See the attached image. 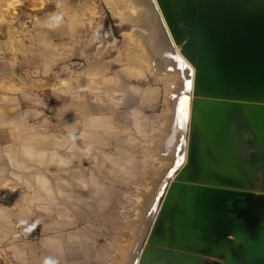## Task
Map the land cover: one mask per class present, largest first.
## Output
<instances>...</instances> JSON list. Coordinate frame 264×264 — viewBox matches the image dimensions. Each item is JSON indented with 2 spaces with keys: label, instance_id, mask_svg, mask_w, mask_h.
<instances>
[{
  "label": "water",
  "instance_id": "water-1",
  "mask_svg": "<svg viewBox=\"0 0 264 264\" xmlns=\"http://www.w3.org/2000/svg\"><path fill=\"white\" fill-rule=\"evenodd\" d=\"M152 1L185 119L131 264H264V0Z\"/></svg>",
  "mask_w": 264,
  "mask_h": 264
},
{
  "label": "crops",
  "instance_id": "crops-1",
  "mask_svg": "<svg viewBox=\"0 0 264 264\" xmlns=\"http://www.w3.org/2000/svg\"><path fill=\"white\" fill-rule=\"evenodd\" d=\"M20 47L21 52L15 53L9 40L0 41V264H44L48 258L57 264L101 263L108 257L95 245L100 234L95 215L104 206L103 198H109L112 178L106 183L104 173L82 166L93 162L89 150H84L88 157L80 162L73 158L74 134L87 148L114 144L119 155L115 169L120 175L113 182H126L132 169L127 159L129 133L139 127L137 108H123L131 107L137 98L148 105L154 89L148 87L140 93L139 88L131 87L121 91L128 82H142L143 57L135 53L127 61L128 71H114L117 78L109 76L116 62L103 61L101 65L94 61L74 69L75 107L68 87L71 90L64 97L65 108L54 104L56 125L48 123L40 107L24 104L27 82L16 72L30 62V49L25 41ZM163 117L164 128L157 144L160 164L147 172L152 179L162 167L158 154L169 125L166 108ZM85 217L86 228L62 231L64 221L77 223ZM26 233H33V237H26Z\"/></svg>",
  "mask_w": 264,
  "mask_h": 264
},
{
  "label": "rangeland",
  "instance_id": "rangeland-1",
  "mask_svg": "<svg viewBox=\"0 0 264 264\" xmlns=\"http://www.w3.org/2000/svg\"><path fill=\"white\" fill-rule=\"evenodd\" d=\"M134 5V0H0V41L9 40L10 49L13 48L15 53L21 52L23 41L30 49V62L23 70L19 68L16 72V75H22L27 82V93L24 94L27 100L24 104L43 109L48 123L58 124L54 104L66 105L67 100L64 97L69 95L71 89L73 109L75 107V66L85 67L94 61L100 64L103 61L116 62L109 76L117 78L114 71H128L130 65L127 61L135 53L143 57L140 68L142 82H128L121 91H129L131 87L139 88L140 93L148 87L154 89L153 99L148 105H144L137 98L131 107L123 108L124 111L137 108L139 127L138 130L134 127L133 133H129L131 143L127 159H130L132 169L126 182H113V178L120 175L115 169V160L119 155L114 144L91 149L78 140V134H74L76 141L74 140L72 147L73 158L80 162L88 157L83 154L84 150H89V158L93 162L82 166L89 167L94 173H104L106 183L112 180L109 184V198H103L104 206L95 215L94 223L100 231L95 245L108 258L101 263L95 261V264H129L133 244L142 239L137 225L145 212L141 210L140 202H144L145 193L153 191L152 185L157 181L154 177L166 165L162 163L160 171L155 172L153 179L147 175L149 170L157 169L160 164L157 159V144L164 128L163 114L168 107L165 104L168 81L154 73L150 53L144 48L140 50L139 40L129 34V31L141 26V21L137 20L132 11ZM54 16L60 17L59 23L52 20ZM105 16L110 21L113 41L107 35L98 39L95 37ZM99 31L102 33V29ZM106 48L108 49L103 50ZM2 52L0 51V55ZM165 138L166 135L164 142ZM122 159L124 161L125 158ZM87 223L86 217L80 218L77 223H71L68 219L64 221L62 231L86 228ZM25 236L31 238L33 233H26Z\"/></svg>",
  "mask_w": 264,
  "mask_h": 264
},
{
  "label": "bare ground",
  "instance_id": "bare-ground-1",
  "mask_svg": "<svg viewBox=\"0 0 264 264\" xmlns=\"http://www.w3.org/2000/svg\"><path fill=\"white\" fill-rule=\"evenodd\" d=\"M134 2L135 5L132 11L136 14L138 18L137 20L141 21V26L136 28V30L129 31V34L139 40V45L142 50L144 48L150 53L153 69L158 74L165 76L168 81L165 94L168 106L167 113L169 115V125L165 134L166 141L161 144L160 153L158 154L162 163H166V165L163 168V171L157 176V181L153 183V191L145 193L144 202H140L142 203L140 204L142 206L141 210L145 212V215L137 226L139 227V234L143 236L148 223L154 215L150 212V208L152 207L153 201L162 182L166 178V173L169 167L174 161V153L178 143V137L183 131L185 110L181 108L177 109L176 103L178 101L180 90L185 86L186 70L183 68L182 63L177 56L179 46L174 43L167 34L159 8H156L152 0H134ZM102 27V33L99 30L96 32V39L100 38L102 35H107L109 40L113 41L109 19L106 18L105 22L98 26V29H101ZM107 49L108 48L103 50ZM80 67V65H77L75 66V69ZM171 105L172 108L170 107ZM139 243L140 240L132 246V251L129 256V264L133 261V255L137 250Z\"/></svg>",
  "mask_w": 264,
  "mask_h": 264
},
{
  "label": "clouds",
  "instance_id": "clouds-1",
  "mask_svg": "<svg viewBox=\"0 0 264 264\" xmlns=\"http://www.w3.org/2000/svg\"><path fill=\"white\" fill-rule=\"evenodd\" d=\"M53 21H55L56 23H59L60 21V17L59 16H54L52 18ZM44 264H57L56 261L52 260L51 258H48L44 261Z\"/></svg>",
  "mask_w": 264,
  "mask_h": 264
}]
</instances>
